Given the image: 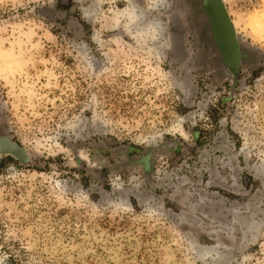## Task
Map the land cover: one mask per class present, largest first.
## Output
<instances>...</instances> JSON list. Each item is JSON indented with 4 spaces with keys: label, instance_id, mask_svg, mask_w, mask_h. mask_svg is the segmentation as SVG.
<instances>
[{
    "label": "rangeland",
    "instance_id": "1",
    "mask_svg": "<svg viewBox=\"0 0 264 264\" xmlns=\"http://www.w3.org/2000/svg\"><path fill=\"white\" fill-rule=\"evenodd\" d=\"M190 1L0 0V264H264V0L234 81Z\"/></svg>",
    "mask_w": 264,
    "mask_h": 264
},
{
    "label": "water",
    "instance_id": "2",
    "mask_svg": "<svg viewBox=\"0 0 264 264\" xmlns=\"http://www.w3.org/2000/svg\"><path fill=\"white\" fill-rule=\"evenodd\" d=\"M191 7L198 26L201 44L211 49L215 58L216 75L221 79L235 80L237 69L241 65H251L254 62L252 51L244 49L229 19L223 0H191ZM9 156L22 165L28 164L25 150L11 141L6 135H0V158ZM149 155L140 160L145 172L149 174Z\"/></svg>",
    "mask_w": 264,
    "mask_h": 264
},
{
    "label": "built area",
    "instance_id": "3",
    "mask_svg": "<svg viewBox=\"0 0 264 264\" xmlns=\"http://www.w3.org/2000/svg\"><path fill=\"white\" fill-rule=\"evenodd\" d=\"M243 2L245 1V2H247V4L248 5H252V4H255L254 2L256 1V0H242ZM223 2H224V0H223Z\"/></svg>",
    "mask_w": 264,
    "mask_h": 264
}]
</instances>
